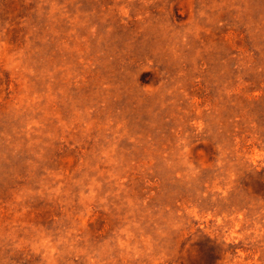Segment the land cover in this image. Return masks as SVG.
Instances as JSON below:
<instances>
[{"label": "rangeland", "instance_id": "rangeland-1", "mask_svg": "<svg viewBox=\"0 0 264 264\" xmlns=\"http://www.w3.org/2000/svg\"><path fill=\"white\" fill-rule=\"evenodd\" d=\"M0 264H264V0H0Z\"/></svg>", "mask_w": 264, "mask_h": 264}]
</instances>
